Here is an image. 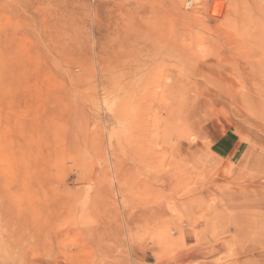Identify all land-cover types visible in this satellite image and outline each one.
Returning a JSON list of instances; mask_svg holds the SVG:
<instances>
[{
  "label": "rangeland",
  "instance_id": "obj_1",
  "mask_svg": "<svg viewBox=\"0 0 264 264\" xmlns=\"http://www.w3.org/2000/svg\"><path fill=\"white\" fill-rule=\"evenodd\" d=\"M191 1L0 0V264H264V0Z\"/></svg>",
  "mask_w": 264,
  "mask_h": 264
},
{
  "label": "bare ground",
  "instance_id": "obj_2",
  "mask_svg": "<svg viewBox=\"0 0 264 264\" xmlns=\"http://www.w3.org/2000/svg\"><path fill=\"white\" fill-rule=\"evenodd\" d=\"M137 146L138 145L125 147L124 148V156H125V158H123V161H121L122 163L121 162H119V163H121V164H136V165L140 164L141 161H142L141 158L143 157V155H142L141 151H139ZM146 157L147 156H145V158ZM144 161L145 160H143V162ZM116 163L119 164L118 162H116Z\"/></svg>",
  "mask_w": 264,
  "mask_h": 264
},
{
  "label": "built area",
  "instance_id": "obj_3",
  "mask_svg": "<svg viewBox=\"0 0 264 264\" xmlns=\"http://www.w3.org/2000/svg\"><path fill=\"white\" fill-rule=\"evenodd\" d=\"M192 3V1L191 0H189V4H191Z\"/></svg>",
  "mask_w": 264,
  "mask_h": 264
}]
</instances>
